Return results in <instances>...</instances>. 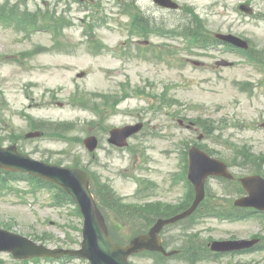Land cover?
Returning <instances> with one entry per match:
<instances>
[{
  "label": "rangeland",
  "instance_id": "obj_1",
  "mask_svg": "<svg viewBox=\"0 0 264 264\" xmlns=\"http://www.w3.org/2000/svg\"><path fill=\"white\" fill-rule=\"evenodd\" d=\"M130 1L132 10L139 7L143 12L150 11L160 17L152 26L178 31L170 40L161 37L148 44L151 52L166 51L165 58L145 59L151 53L125 57L128 44L121 43L128 41L127 33L119 28L126 22L119 14L118 5L125 6L122 0H88L87 3L0 0L1 13L6 12L8 17L30 10L37 18L47 21L49 18L52 23L72 24L57 36L56 44L50 31L27 33L21 32L20 25L0 26L1 148L10 146V137H13L16 150L34 160L63 164V167L79 161L93 172L92 192L97 185L105 184L125 197L126 204L158 212L183 203L184 186H170L171 178L180 173L183 142L189 147L199 145L229 161V171L235 179L255 173L264 177V71L240 55L189 50L187 42L178 37L179 32L185 30L206 38L231 34L245 40L253 51L264 56V19L246 16L238 10L239 5L246 4L255 14L264 15V0H175L181 10L173 13L152 10L151 0ZM90 4L99 6L98 22H93L91 31L84 27L96 11L93 7L85 8ZM188 17L193 20L194 28H188ZM136 49L137 46L131 47L133 52ZM220 59L235 64L218 67L215 62ZM80 72H84L82 78L77 77ZM89 94L117 95L107 100L116 106L109 112L103 106L105 99ZM162 95L165 98H160ZM79 98L85 101H77ZM179 119L185 124L193 123L197 129L180 127ZM60 122L71 126L60 128L63 124H55ZM139 122H144L146 127L143 133L129 140V149L107 144L109 129ZM61 129L65 131H58ZM33 131L41 132L42 138L25 140V134ZM91 135L99 141L93 154L83 144ZM143 180L154 183V188L133 199L137 181ZM12 186L20 195L24 191V195L0 192L1 229L33 238L49 248H78L72 241L80 243L75 229L82 220L71 206L52 207L49 192L32 195L26 194L29 188L25 183ZM207 191L223 197H209L220 207H230L239 198L235 184L227 188L221 182L209 181ZM93 194L114 238L123 240L135 232V228L131 230L116 223L110 211L103 207L101 197ZM148 195L151 196L146 197ZM163 235L170 248L187 241L186 238L202 240L201 247L206 241L248 240L254 236L262 239L264 221L259 218L233 223L200 220L168 228ZM227 259L228 262L221 264H264V252ZM130 263L151 264L143 258H130ZM0 264L87 262H24L1 253Z\"/></svg>",
  "mask_w": 264,
  "mask_h": 264
},
{
  "label": "water",
  "instance_id": "obj_2",
  "mask_svg": "<svg viewBox=\"0 0 264 264\" xmlns=\"http://www.w3.org/2000/svg\"><path fill=\"white\" fill-rule=\"evenodd\" d=\"M161 6L176 9L177 6L170 0H154ZM241 48H246L245 42L233 37H220ZM221 64V63H218ZM140 125L114 129L110 132L109 143L118 147L125 145V140L130 135L139 131ZM38 133L29 134L27 137H37ZM89 151L96 148L97 141L94 137L85 140ZM0 166L12 171L29 173L54 182L66 189L75 199L84 216L83 242L79 251H63L59 249H48L36 245L22 236L12 234L0 229V253H10L15 259H26L33 257L59 258L62 255L83 257L90 261V264H129L127 258L144 249H158L157 232L163 223H172L177 219L185 217L192 212L175 217L171 220L158 221L151 229L149 235H140L131 242L129 247L123 248L115 245L105 234L97 218V211L87 191L88 176L79 170H68L60 167L47 166L42 162L35 161L29 157H23L15 153L13 147L5 150L0 149ZM209 175H225L224 166L196 149L190 152L189 179L196 190L197 204L202 198V181ZM248 196L239 199L235 205L241 207H254L260 211L264 210V180L260 176L245 177L240 180ZM256 241L236 242H214L211 250L217 252L237 251L250 248Z\"/></svg>",
  "mask_w": 264,
  "mask_h": 264
},
{
  "label": "trees",
  "instance_id": "obj_3",
  "mask_svg": "<svg viewBox=\"0 0 264 264\" xmlns=\"http://www.w3.org/2000/svg\"><path fill=\"white\" fill-rule=\"evenodd\" d=\"M1 16V15H0ZM49 21V20H48ZM45 22V21H44ZM60 128L66 127V126H59ZM58 131H65L64 129L58 130ZM74 167H78L77 161L73 163ZM17 174L12 175L9 174V172H5L0 170V184H8L10 183V178H15ZM24 181H28V183L31 184V188L34 190L42 189V188H49L48 190L53 191V200L55 205L61 206V205H68L72 203L71 198L68 196L66 192L63 190L57 188L56 186L49 184L45 181L39 180V179H34L29 176L24 175L23 176ZM241 192V191H239ZM101 194V201L103 205L109 209V211L120 221L125 222L128 225H131L135 229L145 230L148 228L153 222H154V215L153 211L149 209H144V210H138L134 207L126 206L121 203V201L116 198L112 193L109 191H105L103 188H101V191L99 192ZM222 208L212 202L209 198L206 199L196 210L194 216L192 218H203L205 216H222ZM173 213H175L173 211ZM139 231V232H140ZM189 240L186 238L187 241H183L184 246H190L189 251H186L188 255L187 261L190 263H194L199 261L200 259L199 256L203 255L205 256L206 254H209L210 252L204 250H200L196 254H193L191 250L192 247H201L203 246L202 242ZM191 240V241H190ZM264 244V242H263ZM202 248V247H201Z\"/></svg>",
  "mask_w": 264,
  "mask_h": 264
}]
</instances>
